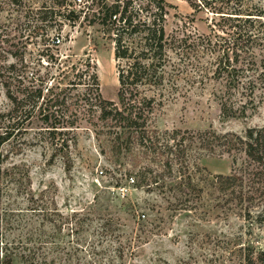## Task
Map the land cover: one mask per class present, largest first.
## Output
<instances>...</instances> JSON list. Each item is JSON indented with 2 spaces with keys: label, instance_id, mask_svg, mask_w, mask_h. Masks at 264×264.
<instances>
[{
  "label": "rangeland",
  "instance_id": "rangeland-1",
  "mask_svg": "<svg viewBox=\"0 0 264 264\" xmlns=\"http://www.w3.org/2000/svg\"><path fill=\"white\" fill-rule=\"evenodd\" d=\"M167 1L172 4L166 20L169 31L178 26L198 33L209 31L213 14L207 9L194 10L187 0ZM242 1L254 9L257 4L264 12V0ZM78 2L0 0V113L2 118L7 117L5 120L19 119L9 139L0 146V164L8 169L0 208L12 209H8L9 222L1 223L0 230L3 238L16 242L8 251L12 264H54V254L63 264L64 251L49 246V237H45L48 232H55L59 221L53 225L54 221L49 222L44 215L53 217L47 211L51 212L53 206L63 212L89 205L93 197L106 207V218H113L109 225L93 224L81 233L73 232V239L87 237L80 240L82 249L74 254L73 264L246 263L244 253L253 250L255 256L264 248V216L245 218L243 207L249 202L242 205L217 187L215 175L231 171V156L201 157L192 175L203 191L181 198L172 193L168 177L163 183L161 179L154 181L149 175H140L142 166L149 162L155 165L154 159L150 161L151 154L137 146L114 152L102 134H95L98 126L94 128L88 118L99 124V111L76 98L84 90L83 85L66 86L65 81L72 76V63L79 61V66H85L89 61L90 70L97 73L102 97L116 100V60L113 42L97 24L89 23L90 15L83 17V11L73 20L64 16L68 8H79ZM55 36L60 41L56 42ZM257 58L259 67L249 73L257 82L253 95L235 89L228 102L237 108L235 113L227 114L222 109L223 80L212 79L198 86L179 79L180 88L155 106L152 124L160 129L213 128L240 133L249 126H264V49ZM39 75L43 83L37 80ZM54 77L59 79V85L42 93L45 98L54 97L50 110L59 120L57 129L63 132L56 135L70 140L62 148L52 139L50 123L41 117L38 106L44 97L33 106L36 98L25 92L40 84L52 85L50 80ZM247 100L245 110H241ZM23 108L30 112L22 122ZM130 176L134 181H130ZM255 184L264 186V176ZM253 195L256 199L250 206L255 211L262 206L261 203L257 207L260 199L264 204V193L256 191ZM34 225H39L41 237L25 238L29 236L25 230ZM20 236L23 242L30 241L24 248L20 247ZM32 244H37L33 248L35 260L41 263H29L20 257V252H26Z\"/></svg>",
  "mask_w": 264,
  "mask_h": 264
},
{
  "label": "trees",
  "instance_id": "trees-1",
  "mask_svg": "<svg viewBox=\"0 0 264 264\" xmlns=\"http://www.w3.org/2000/svg\"><path fill=\"white\" fill-rule=\"evenodd\" d=\"M187 1L194 10L203 8L213 14L208 32H192L182 26L169 31L166 20L168 8L172 4L167 0H79V8H68L63 14L73 20L85 11L83 17L90 15L89 23L97 24L113 42L118 80L116 100L102 97L97 73L94 69L90 70L89 61L85 66H79V61L71 64L73 73L71 77L66 78V86L85 87L77 93L76 98L84 99L83 102L88 107L96 106L100 123L97 124V120L94 121L93 118L88 120L94 128L98 126L95 134H102L109 141L112 151L125 152L137 146L151 154L150 161L154 159L155 165L149 162L142 166L140 175H149L154 181L161 179L163 183L168 177L172 193L179 194L181 198L203 191L192 175L193 167H199L198 161L201 157L224 154L231 156V171L215 175L217 187L227 192L232 199L241 201L242 205L244 201L249 202L248 205L242 206L245 218L260 219L264 216L262 199L257 207L261 203L262 206L256 208L257 210L253 211L250 205H254L253 200L256 197L253 194L256 191L264 193V186L255 184L264 176V126H249L240 133L232 130L220 132L213 128L160 129L152 124L155 106L166 95L180 88L179 79H184L189 85L198 86L207 84L212 79L223 80L222 109L227 114L237 110L229 106L233 91L238 89L242 94L251 97L257 83L253 74L249 73L259 67L257 55L264 49L262 9L257 4H254V9L253 5L249 2L244 4L242 0ZM67 4L74 5L70 2ZM1 48L0 45V58L3 56ZM0 74L3 76L2 71ZM36 78L43 83L42 75ZM59 82V79L54 77L50 80L52 85L40 84L30 91L25 90L26 95L35 97L33 106L37 105L43 96L42 91L52 90ZM144 89L150 92L147 93ZM43 97L44 100L40 101L38 107L41 117L50 123L51 128L48 129L52 139L61 148L68 146L70 140L67 136L56 135L63 132L57 129L56 126L59 125L56 123L59 120L53 110H50L54 97ZM21 99L20 108L23 107ZM249 100L242 103L241 110H245ZM20 112L25 113L24 117L20 118L23 122L29 117L30 111L23 108ZM2 116L0 113V146L9 139L19 122V119L5 120L7 117ZM73 121L74 119L70 120V123ZM7 174L8 169L0 164V204L7 184ZM215 178L212 180L213 184ZM97 201L93 197L89 205L63 212L53 206L51 212L47 210L53 217L44 215L49 222L54 221L53 225L59 221L54 226L55 232H48L45 237H49V246L54 249L59 247L64 251L63 264H73L74 254L78 249H82L80 240L87 238L82 235L80 239H73V232L81 233L93 224L94 227H101L105 223L109 225L113 218H106V207L100 206ZM8 209L11 208H0V226L1 223L7 225L9 222ZM31 209L36 211L35 206ZM22 225L20 221V226ZM48 226L50 227V224ZM25 231L29 235L25 238L35 240L41 237L39 225L28 227ZM95 239L100 241L99 238ZM18 241L23 244L20 246L22 248L30 242H23L21 236ZM15 244L13 239L3 238L0 230V264H12L8 251ZM35 245L37 244L27 247L26 252H20L24 261L41 263L35 260ZM240 248L244 249L242 246ZM88 250L93 251V248L89 247ZM252 251L243 254V261L247 260L244 264H264V248L259 249L255 256ZM51 260L54 264L60 262L57 254H54ZM76 263L80 262L76 260Z\"/></svg>",
  "mask_w": 264,
  "mask_h": 264
},
{
  "label": "built area",
  "instance_id": "built-area-1",
  "mask_svg": "<svg viewBox=\"0 0 264 264\" xmlns=\"http://www.w3.org/2000/svg\"><path fill=\"white\" fill-rule=\"evenodd\" d=\"M56 42H58V41H60V38H59V36H55V39H54ZM102 171V170H101ZM130 181H134V178H133V176H130ZM142 216H144V214H141Z\"/></svg>",
  "mask_w": 264,
  "mask_h": 264
}]
</instances>
